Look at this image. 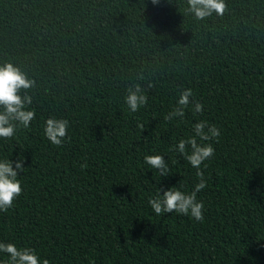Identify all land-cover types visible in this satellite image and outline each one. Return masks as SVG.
<instances>
[{
	"label": "trees",
	"instance_id": "obj_1",
	"mask_svg": "<svg viewBox=\"0 0 264 264\" xmlns=\"http://www.w3.org/2000/svg\"><path fill=\"white\" fill-rule=\"evenodd\" d=\"M226 3L198 21L187 0H0V65L36 81L35 119L0 138V161L26 160L0 242L50 264H264V0ZM137 84L148 103L132 112ZM187 88L193 103L166 121ZM49 118L69 121L61 146L44 134ZM200 121L221 132L197 138L215 149L201 165L204 219L157 216L158 189L199 182L171 149ZM146 155L164 156L170 175Z\"/></svg>",
	"mask_w": 264,
	"mask_h": 264
},
{
	"label": "clouds",
	"instance_id": "obj_2",
	"mask_svg": "<svg viewBox=\"0 0 264 264\" xmlns=\"http://www.w3.org/2000/svg\"><path fill=\"white\" fill-rule=\"evenodd\" d=\"M152 2L157 4L159 0H152ZM187 3V11L192 13L198 21L213 15L222 17L228 11L226 0H187ZM35 86L36 81L29 78L14 63L6 62L0 65V109H2L0 111V138L14 137L18 124L27 128L35 119V111L28 110V106L32 104V96L27 94ZM127 92L125 102L132 112H137L141 107L147 105L148 96L139 84L130 86ZM193 95L191 88L181 92L177 106L165 115L164 119L172 121L176 117L182 118L185 115L184 110L193 103L191 99ZM203 107L201 103L195 102L194 112L202 113ZM68 128V120L49 118L46 121L44 134L52 144L61 146L67 137ZM193 132V136L181 139L178 144L173 145L171 150L178 151L192 167L197 169L196 175L199 182L191 193L179 190L181 183L178 187H173L170 190L158 189L157 195L148 201L157 216L177 213L185 216L190 215L196 221L204 219V204L197 200V193L207 186L201 165L214 156L215 149L211 144L198 143L197 138L201 141L213 138L218 140L221 132L216 126L210 125L206 121L196 123ZM189 146L190 152L188 151ZM144 160L150 168L159 172L160 177L170 175L171 168L164 156L146 155ZM25 162L23 156L18 157L15 161L11 159L0 161V211L6 212L12 208L14 201L22 194L23 188L18 176L25 170ZM161 191H163V195H161ZM0 253L7 254L9 258L7 264H50L48 259L42 260L34 249H21L13 243L0 242Z\"/></svg>",
	"mask_w": 264,
	"mask_h": 264
}]
</instances>
